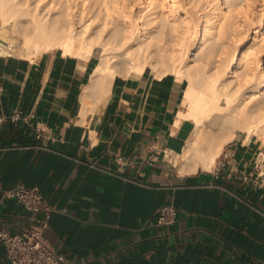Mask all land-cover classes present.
<instances>
[{
  "label": "crops",
  "instance_id": "crops-1",
  "mask_svg": "<svg viewBox=\"0 0 264 264\" xmlns=\"http://www.w3.org/2000/svg\"><path fill=\"white\" fill-rule=\"evenodd\" d=\"M96 65L93 55L59 49L32 59L0 55V111L21 107L44 129L38 136L22 122L0 124L1 186H39L58 209L46 238L77 262L264 264L258 141L239 133L225 145L236 152L233 172L183 174L172 156L195 130L191 119L177 125L188 82L150 68L119 74L83 117ZM1 195L0 188V228L15 233L41 216ZM167 203L177 206V220L161 225L155 211ZM0 264H11L1 242Z\"/></svg>",
  "mask_w": 264,
  "mask_h": 264
},
{
  "label": "bare ground",
  "instance_id": "bare-ground-1",
  "mask_svg": "<svg viewBox=\"0 0 264 264\" xmlns=\"http://www.w3.org/2000/svg\"><path fill=\"white\" fill-rule=\"evenodd\" d=\"M251 2L0 0V55L32 59L59 49L89 59L100 49L82 98L83 117L104 102L119 74L150 68L158 77L172 73L186 80V109L177 125L191 119L195 130L178 155L183 162L176 156L175 163L181 173L193 174L211 170L239 133L245 143L264 145V0H256L260 9L250 38L226 45V39L246 32L237 16L252 12ZM185 6L197 17L191 19Z\"/></svg>",
  "mask_w": 264,
  "mask_h": 264
},
{
  "label": "built area",
  "instance_id": "built-area-1",
  "mask_svg": "<svg viewBox=\"0 0 264 264\" xmlns=\"http://www.w3.org/2000/svg\"><path fill=\"white\" fill-rule=\"evenodd\" d=\"M32 113L25 112L21 107H16L10 113L0 111V124L10 121L17 125L20 122L34 127L40 136L44 129L34 121ZM166 154V151H165ZM238 166L236 152L230 146L225 147L214 165V173L235 171ZM1 201L15 200L27 211L40 213L41 216L33 218L34 223L18 232L11 233L0 228V242L6 249L8 260L11 264H85L68 258L58 252L53 244L46 238V231L50 226V218L58 209L52 205L37 185L27 186L19 183L11 187H2ZM155 214L157 222L161 225H171L176 222L178 208L174 203L159 206Z\"/></svg>",
  "mask_w": 264,
  "mask_h": 264
},
{
  "label": "rangeland",
  "instance_id": "rangeland-1",
  "mask_svg": "<svg viewBox=\"0 0 264 264\" xmlns=\"http://www.w3.org/2000/svg\"><path fill=\"white\" fill-rule=\"evenodd\" d=\"M252 2L250 3L251 5L250 6H252V12H246V11H244V10H241L239 13H238V16H237V20H239L240 21V23H242V25H243V28H242V30H246V32L244 31V33L243 34H241V36L239 35V36H236V37H234L233 39H226V45L227 46H231L233 43H234V41L236 40V39H239V38H243L242 40H244L245 38H250V36L252 35V33H253V27L255 26V22H256V16L258 15L257 13L259 12V6H258V4L256 3V0H251ZM187 7V8H186ZM199 9H200V7H199ZM198 8L196 9V10H199ZM185 10L187 11L188 10V12H189V17H191V19H193V18H196L197 17V13H195V12H193L192 14L190 13V11H191V7H189V6H185ZM200 13H203L204 12V10L202 11V9H201V11H199ZM248 13V14H247ZM196 15V16H195ZM250 15H252V16H250ZM251 17H252V19H251ZM247 18V19H246ZM255 18V19H254ZM179 20H181V19H179ZM250 20H251V22H250ZM253 20H255V22L253 21ZM249 21V22H248ZM247 23H249V24H247ZM247 25V26H246ZM249 28V30L247 31V29ZM182 29L179 27V31H181ZM179 36H180V33H179ZM40 54H42V53H37V54H33L32 56H33V58H35V57H38ZM12 55H16V56H20L18 53H15V54H12ZM35 55V56H34ZM99 55H100V49H96L95 50V52H94V55H93V57L95 58V60H96V62H98V59H99ZM262 56V60H263V62H264V55H261ZM21 57V56H20ZM30 58V57H29ZM32 58V57H31ZM124 66V65H123ZM123 75H125V74H123ZM186 109V106H184V108H183V110H185ZM216 130V131H215ZM214 132H216V133H218V131L220 132V130L219 129H214L213 130ZM213 132V133H214ZM258 143H259V145L261 146V151L262 152H264V145L262 144V141L260 142V141H258ZM225 149V146H224V148H223V150ZM222 150V151H223ZM176 156H178V155H174V156H172L173 158H176ZM261 157H263L262 155H261ZM178 158V160H179V164H181L183 161H182V158L181 157H177ZM218 159V158H217ZM174 164V163H173ZM177 167V166H176ZM213 168H214V166H213ZM177 169H178V167H177Z\"/></svg>",
  "mask_w": 264,
  "mask_h": 264
}]
</instances>
